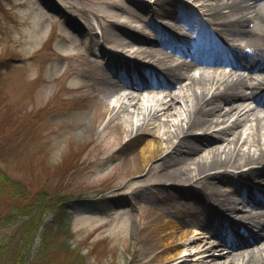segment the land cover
<instances>
[{
    "label": "rangeland",
    "instance_id": "374dc122",
    "mask_svg": "<svg viewBox=\"0 0 264 264\" xmlns=\"http://www.w3.org/2000/svg\"><path fill=\"white\" fill-rule=\"evenodd\" d=\"M52 1L75 21L73 28L65 24L66 16L51 0H0V169L24 182L32 193L49 187L77 199L72 205L69 234L58 235L53 244H72L83 254L84 264H144L150 254L140 236L156 216L179 217L190 238L180 242L181 249L191 250L188 245L199 237L195 228L204 217L201 209L184 197L176 183L168 181L153 187L154 178L133 183L146 173L150 175L151 166L139 172V161L133 160L136 151L132 145H125L129 135L110 122L109 115L97 116L104 110L98 98L104 81L96 80L98 74L112 82L113 73H120L118 69L126 65L125 59L133 58L119 55L122 36L114 28L140 27L129 9L132 5L127 0ZM142 1L148 5L153 0ZM179 1L178 6H189V35L183 40L197 44L203 38V32L195 30L193 23L199 4ZM144 13V8L136 12L138 17ZM152 18L158 21L160 17ZM149 31L147 28V34ZM232 44L250 48L239 38ZM171 55L173 61L190 64L187 55L191 56L192 50H187L186 56ZM218 60L201 66V70L191 69L189 74L228 73L231 68L226 62L230 58L222 55ZM122 74L126 73L122 70ZM151 74L155 79V73ZM171 91L190 95L177 88ZM130 92L135 96L134 90ZM148 94L150 90H145L139 103L145 106ZM254 107L250 102L242 112L254 113ZM228 108L224 105L223 111ZM120 122L126 129L129 124H138L140 118L123 114ZM250 124L247 121L240 127L243 138ZM117 136L122 138L118 144ZM198 154H204V150ZM220 187L232 201L241 202L233 182L229 180ZM239 207L249 208L242 202ZM255 210L264 214L262 209ZM49 220L50 216L44 214V221ZM132 225L133 248L129 237ZM41 234L40 229L34 239L35 250L43 243ZM236 235L239 232L234 231L232 237ZM44 256L39 251L35 264H44ZM54 256L59 261L64 252L57 247Z\"/></svg>",
    "mask_w": 264,
    "mask_h": 264
},
{
    "label": "bare ground",
    "instance_id": "6f19581e",
    "mask_svg": "<svg viewBox=\"0 0 264 264\" xmlns=\"http://www.w3.org/2000/svg\"><path fill=\"white\" fill-rule=\"evenodd\" d=\"M194 1L200 10L194 13L193 23L203 38L190 44L162 36L154 45L146 32L155 24L152 16H159V23L173 32L176 28L166 21L184 22L189 6H178L179 0H153L148 5L127 0L140 27L114 28L122 36L119 55L133 58L117 68L121 72L113 73L112 82L98 74L96 80L104 81L98 97L104 110L97 116L109 115V121L129 135L125 145L136 151L133 160L138 159L139 172L151 166L150 175L146 173L133 183L151 178L155 179L153 187L176 183L184 197L201 209V220L222 216L227 223L211 235L199 227V237L189 243L191 250L184 252L180 242L190 238L179 217H153L140 236L150 254L144 264H264V214L255 210L264 212V0ZM142 8L145 13L138 17L136 12ZM234 38L244 40L250 48L233 45ZM171 54L187 55L191 63L173 61ZM222 55L230 58L228 73L189 74L191 69L218 63ZM149 70L157 79L147 89L151 94L146 95L144 106L139 103L143 90L133 98L123 91ZM173 88L190 95H175ZM109 98L111 102H107ZM250 102L255 104V112L243 113ZM224 105H229L226 111ZM123 114L138 116L140 122L125 129L120 122ZM247 121L251 124L243 138L240 127ZM121 139L117 136L115 143ZM201 150L204 154L199 155ZM229 180L248 209L239 207L241 202L232 201L221 189ZM233 231L241 235L232 239L228 233Z\"/></svg>",
    "mask_w": 264,
    "mask_h": 264
},
{
    "label": "trees",
    "instance_id": "16d2710c",
    "mask_svg": "<svg viewBox=\"0 0 264 264\" xmlns=\"http://www.w3.org/2000/svg\"><path fill=\"white\" fill-rule=\"evenodd\" d=\"M0 200V264H35L39 251L45 254L44 264H84L83 254L72 244H53L58 235L69 234L72 205L77 199L49 187L32 193L24 182L0 169ZM44 214L50 216L48 222ZM40 229L43 243L35 250L34 239ZM57 247L64 252L59 261L54 256Z\"/></svg>",
    "mask_w": 264,
    "mask_h": 264
},
{
    "label": "water",
    "instance_id": "95a60500",
    "mask_svg": "<svg viewBox=\"0 0 264 264\" xmlns=\"http://www.w3.org/2000/svg\"><path fill=\"white\" fill-rule=\"evenodd\" d=\"M52 1V0H51ZM52 3L54 4V6H56V7H59V5L56 3V2H53L52 1ZM131 241H132V248H133V231L131 232Z\"/></svg>",
    "mask_w": 264,
    "mask_h": 264
}]
</instances>
